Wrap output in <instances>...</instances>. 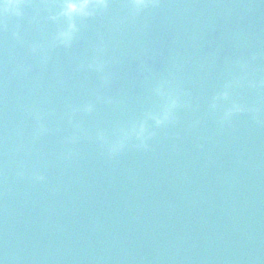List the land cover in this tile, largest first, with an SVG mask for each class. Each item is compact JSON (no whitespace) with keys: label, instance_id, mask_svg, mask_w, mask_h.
Returning <instances> with one entry per match:
<instances>
[{"label":"water","instance_id":"1","mask_svg":"<svg viewBox=\"0 0 264 264\" xmlns=\"http://www.w3.org/2000/svg\"><path fill=\"white\" fill-rule=\"evenodd\" d=\"M159 2L136 14L110 0L76 21L68 48L54 44L61 0H29L0 24L3 264H264V124L222 126L210 108L243 62L264 80V0ZM161 92L185 106L155 130ZM232 98L264 122V88ZM88 104L66 142L70 107ZM139 121L156 131L147 150L109 158L98 138Z\"/></svg>","mask_w":264,"mask_h":264},{"label":"clouds","instance_id":"2","mask_svg":"<svg viewBox=\"0 0 264 264\" xmlns=\"http://www.w3.org/2000/svg\"><path fill=\"white\" fill-rule=\"evenodd\" d=\"M128 2L136 14L141 13L150 6L155 7L160 4L159 0H128ZM28 4L29 0H0V24L11 17L23 18L24 8ZM109 5L110 0H61L60 11L57 15L51 17V19L53 21L63 19L67 23L65 27L61 28L55 34V46L64 48L70 47L78 32L76 21L92 18L98 13L106 11ZM39 51L41 50L36 46H31L30 48V52L33 55H37ZM241 69L243 75L234 83L227 84L224 91L213 98L214 102L210 106L213 111L220 109L217 115L218 123L222 126L230 124L234 118L241 115L250 117L258 125L264 124V122L260 120L261 109L258 106L239 103L232 98L233 88L245 86L253 90L264 88V80H257L255 78L251 66L247 61L241 64ZM160 94L164 97V105L159 112L150 115L155 130L173 125L177 121V112L185 106L180 95L172 92H161ZM93 110V106L90 104L70 107L68 112V123L73 127L74 132L66 138V142L75 143L80 139V136H78L75 131V129H78V124L75 123L76 117L80 113L91 114ZM155 130L150 129L146 121H139L132 126L129 132H126L121 137L106 140L101 135L98 140L101 146L105 148L109 158H115L121 155L129 146L147 150L148 141L156 135ZM48 131L49 129L42 122V118L37 116L35 136L39 138L46 135ZM33 179L39 183L46 181V177L43 174H34ZM0 264H3L2 260H0Z\"/></svg>","mask_w":264,"mask_h":264}]
</instances>
